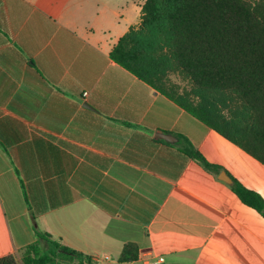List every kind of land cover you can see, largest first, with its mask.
<instances>
[{
  "label": "crops",
  "instance_id": "1",
  "mask_svg": "<svg viewBox=\"0 0 264 264\" xmlns=\"http://www.w3.org/2000/svg\"><path fill=\"white\" fill-rule=\"evenodd\" d=\"M146 1L0 0V258L41 232L98 264L128 243L130 264H264L233 189L264 199V164L110 57Z\"/></svg>",
  "mask_w": 264,
  "mask_h": 264
},
{
  "label": "trees",
  "instance_id": "2",
  "mask_svg": "<svg viewBox=\"0 0 264 264\" xmlns=\"http://www.w3.org/2000/svg\"><path fill=\"white\" fill-rule=\"evenodd\" d=\"M113 61L264 164V0H147L138 26L120 38ZM175 75L187 86L172 79ZM182 152L210 165L185 137ZM244 203L264 215V199L234 181ZM22 264H98L37 232ZM139 260L135 243L121 264ZM0 264H20L17 255Z\"/></svg>",
  "mask_w": 264,
  "mask_h": 264
},
{
  "label": "water",
  "instance_id": "3",
  "mask_svg": "<svg viewBox=\"0 0 264 264\" xmlns=\"http://www.w3.org/2000/svg\"><path fill=\"white\" fill-rule=\"evenodd\" d=\"M87 106L90 107L91 105L87 104ZM156 138L167 141V142L175 144V145H182L184 143L182 138L175 136V135H171V134L157 133ZM220 178L227 181V182H231V180L229 179V177L225 173H222L220 175Z\"/></svg>",
  "mask_w": 264,
  "mask_h": 264
},
{
  "label": "rangeland",
  "instance_id": "4",
  "mask_svg": "<svg viewBox=\"0 0 264 264\" xmlns=\"http://www.w3.org/2000/svg\"><path fill=\"white\" fill-rule=\"evenodd\" d=\"M172 79L174 81H176V82L181 83L183 86H187L185 82H181L180 79H179V77H177L175 75L172 76ZM18 260H19V263L22 264V255H21V257H18ZM58 263L59 264H71L70 262L65 261V260H58ZM74 264H76V263H74Z\"/></svg>",
  "mask_w": 264,
  "mask_h": 264
},
{
  "label": "built area",
  "instance_id": "5",
  "mask_svg": "<svg viewBox=\"0 0 264 264\" xmlns=\"http://www.w3.org/2000/svg\"><path fill=\"white\" fill-rule=\"evenodd\" d=\"M85 96H87V93H85ZM104 262H106L107 264H118V263L112 261L110 258L104 259Z\"/></svg>",
  "mask_w": 264,
  "mask_h": 264
}]
</instances>
